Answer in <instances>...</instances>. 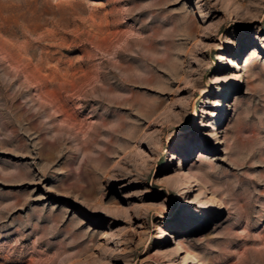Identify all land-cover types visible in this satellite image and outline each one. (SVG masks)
<instances>
[{
	"label": "rangeland",
	"instance_id": "374dc122",
	"mask_svg": "<svg viewBox=\"0 0 264 264\" xmlns=\"http://www.w3.org/2000/svg\"><path fill=\"white\" fill-rule=\"evenodd\" d=\"M0 264H264V0H0Z\"/></svg>",
	"mask_w": 264,
	"mask_h": 264
}]
</instances>
